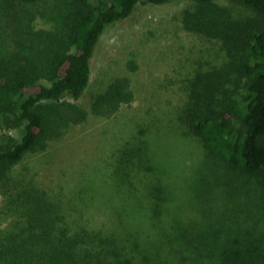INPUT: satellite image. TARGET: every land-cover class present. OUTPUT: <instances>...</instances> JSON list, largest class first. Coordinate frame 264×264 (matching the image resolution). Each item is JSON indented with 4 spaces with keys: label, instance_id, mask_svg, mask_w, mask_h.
<instances>
[{
    "label": "trees",
    "instance_id": "obj_1",
    "mask_svg": "<svg viewBox=\"0 0 264 264\" xmlns=\"http://www.w3.org/2000/svg\"><path fill=\"white\" fill-rule=\"evenodd\" d=\"M171 1L70 0L56 13L62 29L46 34L36 31L26 13L14 9L13 0H0V22L17 27L0 36V128H22L19 138L0 135V191L5 198L0 217L10 202L18 204L17 210L11 207L7 222L0 223V264H152L140 238L147 232L160 236L170 231L175 211H162L164 203H152L147 215L143 205L128 214L111 202L102 209L97 207L100 202H87L78 191L84 189L81 176L71 187L48 188L33 172L16 173L15 167L30 153L60 145L90 115L109 120L135 101L131 77L118 75L91 96L89 109L78 103L90 86L92 61L106 29L130 17L140 3ZM193 2L192 9L182 13V26L200 38L206 50L200 61L183 66L187 77L175 84L186 86L179 121L198 146L194 153L205 157L200 168H228L249 191L252 180H264V0ZM148 133L141 128L137 137ZM242 176L249 180L241 182ZM239 195L238 206L245 209L249 195L243 190ZM97 211L101 219L93 222ZM144 221H149L150 231L140 232L137 224ZM198 252L200 260L194 264H207ZM180 258L189 263L191 254ZM228 262L223 263L264 264L233 257Z\"/></svg>",
    "mask_w": 264,
    "mask_h": 264
},
{
    "label": "rangeland",
    "instance_id": "obj_2",
    "mask_svg": "<svg viewBox=\"0 0 264 264\" xmlns=\"http://www.w3.org/2000/svg\"><path fill=\"white\" fill-rule=\"evenodd\" d=\"M69 1L26 4L13 0V6L32 19L37 32L48 34L57 27L62 29L56 13L63 12ZM193 5V0H172L165 5L140 3L130 17L109 26L92 61L90 86L78 103L89 109L91 96L118 75L131 77L135 101L109 120L90 115L87 123L71 129L60 145L45 153L26 155L15 170L33 172L31 175L48 188L71 187L81 176L84 189L78 191L87 202H100L97 207L102 209L111 202L128 214L138 212L143 205L147 215L152 203H164L162 211H175L170 231L160 236L147 232L140 238L142 251L150 254L152 264H194L200 260L198 251L207 264L229 263L231 257L263 262L264 180H252L248 191L228 168L208 164L200 168L205 157L202 152L194 153L198 146L191 143L185 124L179 121L186 86L175 84L187 77L183 66L200 61L206 50L202 40L182 26L183 11ZM15 29L0 22V36ZM141 128L149 129V133L137 137ZM21 129L0 128V135L19 138ZM129 165V169L124 168ZM240 179L245 183L249 177ZM119 181L123 183L117 185ZM241 190L249 195L245 209L238 206ZM4 199L0 191V208ZM8 205L9 210L2 213L4 219L0 217L2 225L12 213L11 207L18 208L16 202ZM100 219L97 211L91 220ZM136 228L150 231L149 221ZM237 237L239 240H234ZM161 245L162 253L158 251ZM209 251L218 257L213 258ZM190 254L189 263L180 258H190Z\"/></svg>",
    "mask_w": 264,
    "mask_h": 264
}]
</instances>
